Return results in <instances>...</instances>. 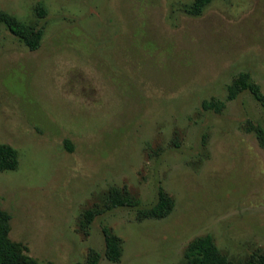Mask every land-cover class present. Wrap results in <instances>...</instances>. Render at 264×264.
<instances>
[{
    "label": "rangeland",
    "instance_id": "obj_1",
    "mask_svg": "<svg viewBox=\"0 0 264 264\" xmlns=\"http://www.w3.org/2000/svg\"><path fill=\"white\" fill-rule=\"evenodd\" d=\"M192 1L0 0L44 28L31 51L0 23V145L19 156L0 173V207L39 264L92 252L97 264H185L206 235L235 262L264 251V107L249 91L229 100L244 73L264 95V0H214L197 17ZM112 187L143 207L163 187L174 211L140 222L116 208L83 226ZM105 228L123 242L117 263Z\"/></svg>",
    "mask_w": 264,
    "mask_h": 264
},
{
    "label": "trees",
    "instance_id": "obj_2",
    "mask_svg": "<svg viewBox=\"0 0 264 264\" xmlns=\"http://www.w3.org/2000/svg\"><path fill=\"white\" fill-rule=\"evenodd\" d=\"M227 1V0H224ZM214 0H193L183 9L190 16H200ZM39 17H45L46 10L42 6L36 8ZM0 23L3 24L15 37L27 46L31 51L40 48L44 28H37L20 21L17 17L0 12ZM249 91L257 102L264 107V95L258 84L247 73L241 74L229 87V100H233L238 94ZM205 110L222 112L225 107L223 102L204 101L202 104ZM257 136L264 146V127L256 130ZM67 145V143H66ZM69 152L72 148L66 146ZM19 167L18 151L10 145H0V173L16 171ZM157 200L150 207H143L141 200L127 192V189L112 187L105 198V208H91L85 212L83 226L89 227L94 218L105 211L116 208L134 209L137 220H163L169 217L175 208V200L166 193L163 187H159ZM11 214L0 207V264H39L38 260L30 256L29 248L26 244L14 241L10 237ZM106 257L112 262H119L123 253V242L111 230L105 228ZM100 254L92 252L89 254L85 264H97ZM185 264H264V251H258L245 260L232 261L223 254L210 235L199 237L189 243L185 254Z\"/></svg>",
    "mask_w": 264,
    "mask_h": 264
}]
</instances>
